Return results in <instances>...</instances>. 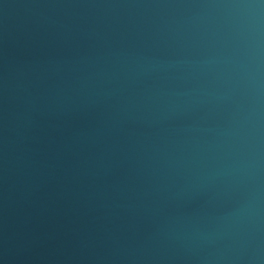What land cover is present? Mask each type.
Wrapping results in <instances>:
<instances>
[{
    "label": "water",
    "instance_id": "water-1",
    "mask_svg": "<svg viewBox=\"0 0 264 264\" xmlns=\"http://www.w3.org/2000/svg\"><path fill=\"white\" fill-rule=\"evenodd\" d=\"M0 264H264V0H0Z\"/></svg>",
    "mask_w": 264,
    "mask_h": 264
}]
</instances>
